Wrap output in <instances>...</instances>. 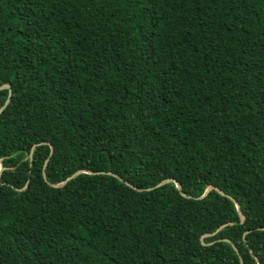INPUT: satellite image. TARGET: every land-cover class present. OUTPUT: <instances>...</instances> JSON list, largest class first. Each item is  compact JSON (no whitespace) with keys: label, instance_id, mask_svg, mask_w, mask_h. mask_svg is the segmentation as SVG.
Wrapping results in <instances>:
<instances>
[{"label":"trees","instance_id":"trees-1","mask_svg":"<svg viewBox=\"0 0 264 264\" xmlns=\"http://www.w3.org/2000/svg\"><path fill=\"white\" fill-rule=\"evenodd\" d=\"M1 86L0 264H264V0H0Z\"/></svg>","mask_w":264,"mask_h":264},{"label":"water","instance_id":"water-1","mask_svg":"<svg viewBox=\"0 0 264 264\" xmlns=\"http://www.w3.org/2000/svg\"><path fill=\"white\" fill-rule=\"evenodd\" d=\"M7 88V86H1L0 87V89H6ZM10 90L8 89V94H7V96H6V99H5V101H4V103H3V105L0 107V112L3 110V108L7 105V103L9 102V97H10ZM30 155H31V153H29L28 154V157L30 158ZM0 169H1V165H0ZM80 172H83V171H76L75 173H73L71 176H69L67 179H66V181L67 180H69V179H71V178H73L74 176H76L78 173H80ZM63 183V182H62ZM62 183H60V184H57V185H54L55 187L56 186H60V185H62ZM162 183H164V182H161V183H159V184H157V185H155L154 187H152V188H148V189H146V190H151V189H153V188H155V187H158V186H160ZM27 184H25V186H26ZM24 186V187H25ZM177 186V185H176ZM178 187V186H177ZM210 189V187H208L206 190H205V192H204V194L202 195V196H204L205 195V193H207V191ZM201 196V197H202ZM236 208H238L237 207V205H236ZM240 218V221H242L243 220V218L240 216L239 217ZM241 262V261H240Z\"/></svg>","mask_w":264,"mask_h":264}]
</instances>
